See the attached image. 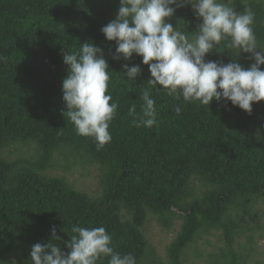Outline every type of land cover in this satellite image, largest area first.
Returning <instances> with one entry per match:
<instances>
[{
  "label": "trees",
  "instance_id": "obj_1",
  "mask_svg": "<svg viewBox=\"0 0 264 264\" xmlns=\"http://www.w3.org/2000/svg\"><path fill=\"white\" fill-rule=\"evenodd\" d=\"M231 2L238 12L252 8L257 41L264 44V1ZM118 7L119 0H0V260L29 264L34 244L52 242L53 225L62 240L79 225L105 227L114 250L133 254L137 264H160L143 236L150 214L166 231L181 220L167 247L168 264H183L184 250L211 230L221 232L225 264H243L235 238L241 223L255 216L253 207L264 204V101L249 114L231 102L206 106L151 89L142 58L113 60L115 42L101 33ZM168 22L184 23L189 32L199 23L191 6L177 9ZM89 41L103 50L110 70L107 94L118 103L111 142L101 150L77 135L62 114L63 53ZM232 57L218 48L205 60L229 63ZM238 62L245 68L254 63L249 54ZM125 63L141 66L136 81L120 74ZM144 88L156 101L158 123L152 128L134 127L129 115L133 104L140 114ZM16 145L32 146L34 153L7 159L4 150ZM55 156L68 167L98 166L99 197L51 175ZM193 179L205 190L189 201Z\"/></svg>",
  "mask_w": 264,
  "mask_h": 264
},
{
  "label": "clouds",
  "instance_id": "obj_2",
  "mask_svg": "<svg viewBox=\"0 0 264 264\" xmlns=\"http://www.w3.org/2000/svg\"><path fill=\"white\" fill-rule=\"evenodd\" d=\"M187 6L199 21L192 32L184 23L174 27L168 22L177 9ZM255 15L251 7L238 12L231 0H119L116 17L101 28V33L107 41L115 42L113 60L130 61L134 55L142 58L150 74L146 84L151 89L206 106L213 100L231 102L250 114L254 103L264 101V44L257 41ZM218 48L234 53L231 62L205 60ZM241 54H249L254 63L245 68L238 62ZM62 59L67 66L62 80L66 111L62 114L74 125L77 135L91 138L101 150L111 142L109 125L118 108L107 94L108 61L91 41L80 44L78 51L65 50ZM141 72L140 65L125 63L120 74L136 81ZM139 99L143 102L139 115L135 104L129 108L132 125L152 128L158 123L156 101L148 88L142 90ZM174 111L180 115L181 107L175 106ZM71 233L62 240L53 225L52 242L34 244L29 264H137L133 254L114 250L112 237L103 226L73 225ZM0 264L17 261L0 260Z\"/></svg>",
  "mask_w": 264,
  "mask_h": 264
},
{
  "label": "rangeland",
  "instance_id": "obj_3",
  "mask_svg": "<svg viewBox=\"0 0 264 264\" xmlns=\"http://www.w3.org/2000/svg\"><path fill=\"white\" fill-rule=\"evenodd\" d=\"M264 1V0H263ZM110 19L107 24L112 21ZM34 149L29 145L10 146L4 150L7 159L30 156ZM51 175L64 178L76 191L87 194L91 198L100 195V170L96 165L79 163L68 167L61 156H55L54 167L48 171ZM189 201L200 196L205 187L199 179L191 183ZM255 216L250 222L241 223L238 235L233 245L234 252L239 255L243 264H264V204L253 207ZM181 226V220L175 219L171 228L166 231L159 225L156 218L148 214L143 228L149 248L154 252L160 264H168L167 247L176 238ZM224 241L220 231L211 230L199 234L182 255L183 264H225L221 258Z\"/></svg>",
  "mask_w": 264,
  "mask_h": 264
}]
</instances>
